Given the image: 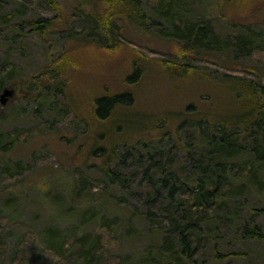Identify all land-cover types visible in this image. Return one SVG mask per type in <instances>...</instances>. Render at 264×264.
<instances>
[{"label": "trees", "instance_id": "16d2710c", "mask_svg": "<svg viewBox=\"0 0 264 264\" xmlns=\"http://www.w3.org/2000/svg\"><path fill=\"white\" fill-rule=\"evenodd\" d=\"M44 1L55 12L54 16H39L16 27L29 28L44 40L52 33H68L73 19L63 14L58 0ZM85 6L109 37L116 19L129 20L145 29L149 23L161 25L159 16L175 21L177 18L170 9H164L161 0L151 14L142 6V0H88ZM175 21L173 27L182 32L183 39L174 44L175 58L161 60L160 65L171 71L183 70V77L188 76L204 89L198 92L193 88L194 100L177 111L167 110L149 120L132 112L133 89L96 96L90 117H83L87 130L91 128L89 135L94 142L88 146V152L94 161L85 160L82 165L103 177L113 193L122 190L128 197H142L144 220L150 222L158 217L166 222L149 239V254L154 252L149 264H211V260L222 262L227 256L244 257L245 252L236 245L255 239L264 242V227L259 220L264 216V205L257 204L264 202V83L228 72L217 78L201 67L182 62V58L197 55V44H211L215 48L219 45L217 53L233 50L251 58L255 45L246 31L231 37L219 31L208 32L198 24L189 26ZM8 27H0V35ZM99 47L105 48V44ZM74 50L65 49L50 57L37 75L26 81H31L34 94H29V88H24V92L39 104H52L58 94L66 96L80 72ZM60 62L62 65L57 66ZM130 62L133 72L127 81L132 84L143 78L145 68L138 57ZM239 64L233 68H241L242 63ZM14 67L9 63L4 68L12 72ZM5 69L0 71V92L7 84L18 89V80H4ZM18 140V136L0 131V149L5 153L12 151ZM83 148L81 145L79 151ZM16 167V174L22 173L20 162ZM4 168L1 178L13 170ZM31 185L39 193L46 189ZM63 189L68 193L70 188L64 185ZM18 192H27L26 187ZM18 192L15 196L20 197ZM103 198L105 202L78 207L97 216L99 224L93 231L79 232V224L70 219L66 226L50 224L42 236L39 234L46 249L60 258L57 264H71L70 258L85 264H132V256L120 252L121 241L131 238L135 231L128 224L130 214L120 212L112 196ZM12 200L15 199L9 198L7 204ZM97 210L106 215L99 219ZM9 223L8 218L0 216V262L10 246ZM28 233L18 240L17 247L33 246L36 233L31 237L32 232Z\"/></svg>", "mask_w": 264, "mask_h": 264}, {"label": "rangeland", "instance_id": "374dc122", "mask_svg": "<svg viewBox=\"0 0 264 264\" xmlns=\"http://www.w3.org/2000/svg\"><path fill=\"white\" fill-rule=\"evenodd\" d=\"M58 1L63 14L73 19L72 25L68 33H52L44 40L29 28L16 27L39 16H54L55 12L44 0H0V27L9 26L0 35V71L6 64L13 63L15 70L10 72L6 68L4 80H18L19 85L6 105L0 103V131L10 132L19 139L12 151L5 153L0 149V174L6 166L13 168L9 174L0 176V216L10 220L7 231L10 246L0 264H57L60 258L47 250L41 240L44 228L50 224L66 226L71 219L79 224V232L93 231L99 224L97 216L79 208L82 204L105 202L104 195L117 201L120 212L130 214L128 224L135 230L131 238L121 241L120 252L131 255L132 264L139 261L149 264L154 255V252L149 254V239L166 222L158 217L150 222L144 220L141 217L144 212L142 197H128L122 190L113 193L103 177L82 165L85 160L94 161L88 152V146L94 140L83 117H90L96 96L133 89L135 105L132 112L149 120L167 110H179L194 100L193 88L201 92L203 85H195L188 76L183 77L186 75L183 70L171 71L160 65L161 60L175 58L174 44L183 39L182 32L173 27L174 18L168 20L167 16H159L161 25L149 23L145 29L129 20L116 19L111 24L113 32L109 37L88 14L90 8L85 6L88 0ZM94 1L102 3V0ZM161 1L165 10L170 9V13L177 15L175 23L180 20L182 25L198 24L206 27L208 32L219 31L231 37L246 31L255 45L251 58H246L233 50L219 54L216 50L219 45L215 48L211 44H197V55H186L182 62L201 67L217 78L228 72L264 83V0ZM157 2L142 0V6L151 14ZM99 44H105V48H100ZM65 49H75L74 54L80 62L76 81L66 96L58 94L52 104H39L24 92V88H29V94L35 91L31 81H26L32 80L50 57ZM135 57L140 58L145 73L143 78L131 84L127 76L133 72L130 59ZM239 63H242L241 68H233ZM90 122L92 127L94 120ZM81 145L84 148L79 151ZM18 162L22 173L17 175ZM31 183L45 186L47 190L39 193ZM64 185L70 188L69 194L64 193ZM25 187L27 192H18ZM17 192L20 197L15 196ZM9 198L15 200L7 204ZM257 204L263 206L264 202ZM69 212L72 216H68ZM96 213L99 219L106 215L101 210ZM63 216L66 221H62ZM86 216L87 220H83ZM259 220L264 227V216ZM28 232H32L30 237L36 233L33 246L22 248L26 246L22 244L17 247L18 240L27 237ZM236 246L245 252L244 257L227 256L222 262L211 260V264H264V242L255 239ZM69 260L71 264H85L82 260Z\"/></svg>", "mask_w": 264, "mask_h": 264}, {"label": "water", "instance_id": "95a60500", "mask_svg": "<svg viewBox=\"0 0 264 264\" xmlns=\"http://www.w3.org/2000/svg\"><path fill=\"white\" fill-rule=\"evenodd\" d=\"M16 86H5L0 93V103L1 105H6L8 101L13 98L16 94Z\"/></svg>", "mask_w": 264, "mask_h": 264}]
</instances>
